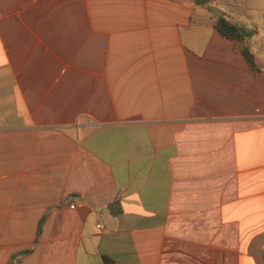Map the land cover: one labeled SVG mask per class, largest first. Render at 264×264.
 <instances>
[{"label":"crops","instance_id":"obj_1","mask_svg":"<svg viewBox=\"0 0 264 264\" xmlns=\"http://www.w3.org/2000/svg\"><path fill=\"white\" fill-rule=\"evenodd\" d=\"M0 264H264V0H0Z\"/></svg>","mask_w":264,"mask_h":264},{"label":"trees","instance_id":"obj_2","mask_svg":"<svg viewBox=\"0 0 264 264\" xmlns=\"http://www.w3.org/2000/svg\"><path fill=\"white\" fill-rule=\"evenodd\" d=\"M216 28L223 35L233 36V37L234 36H237V37L243 36L241 28H239L237 25H234V24H232L226 20H221L219 25ZM243 52H244V55H245L247 61L253 66V68H255L253 55L250 53L249 49L245 47V48H243Z\"/></svg>","mask_w":264,"mask_h":264},{"label":"rangeland","instance_id":"obj_3","mask_svg":"<svg viewBox=\"0 0 264 264\" xmlns=\"http://www.w3.org/2000/svg\"><path fill=\"white\" fill-rule=\"evenodd\" d=\"M221 12H223L224 11V9H223V7H217ZM211 10H213V9H211Z\"/></svg>","mask_w":264,"mask_h":264}]
</instances>
